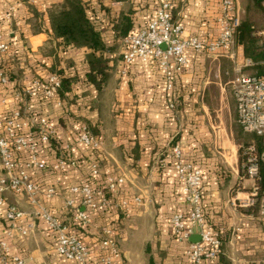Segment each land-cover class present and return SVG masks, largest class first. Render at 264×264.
<instances>
[{
    "label": "crops",
    "instance_id": "0c3cea01",
    "mask_svg": "<svg viewBox=\"0 0 264 264\" xmlns=\"http://www.w3.org/2000/svg\"><path fill=\"white\" fill-rule=\"evenodd\" d=\"M221 1L172 0L173 16L184 25V36H217L216 17L221 11ZM57 2L0 0V31L19 39L20 44L29 49L27 66L35 65V57L41 66L53 70L67 67L69 63L78 65L84 60L85 48L63 51L46 31L34 30L33 9L43 14L48 25V9ZM8 3L17 6L10 22L3 19ZM94 5L99 11V23L106 39L116 47V51L108 54L112 75L101 93L90 86L80 87L77 96L71 93L62 100V107L52 104L45 110L60 136L52 143L47 157L53 161L54 152L59 151L58 155L67 143H71L76 146V153L81 154L80 158H86L87 166L80 165L68 172L35 170L32 178L42 188L41 201L57 217L67 218L64 201L71 196L70 187L88 178L89 163L97 160L103 175L112 170L126 178L121 189L113 194L114 202L132 193L144 195L146 204L134 214L138 221L156 205L160 212L185 209L182 185L167 157L172 147L180 144L185 154L204 168V209L208 222L220 232L223 240L219 264H264V216L260 214L259 205L238 207L232 204L236 194L239 198H248L256 185L255 180L244 176L243 148L256 142L261 149V142L258 137L245 133L238 124L231 85L240 68L246 73L264 74V60L257 63L259 66H253V63L246 66L249 59L242 58V51L235 41L231 52L191 54L189 64L177 82L176 105L172 109L168 104L170 93L164 87L157 63L136 62L124 67L122 61L123 39L149 21L156 8L155 0H100V3L96 0ZM237 8L239 14L244 13L241 21L252 24L253 35L264 48L262 1L238 0ZM253 9L254 16L251 15ZM123 12L130 17L131 27L126 36L119 37L115 25ZM31 56L33 60H30ZM125 69L128 76H124ZM79 122L89 124L92 131L98 130L96 134L102 142L98 150L85 149L76 143ZM0 173H3L1 162ZM261 177L264 179V163ZM51 185L56 186L57 194L46 199L43 192ZM4 197L6 203L0 208V233L12 226L5 216L7 205H14L24 213L16 225L32 224L28 235L17 232L9 240L12 254L22 256L27 264H73L58 255L53 233L37 215V208L27 195L7 190ZM116 213L113 210V218L118 217ZM93 217L94 226L85 236L97 248L94 240L107 219L103 213ZM167 217L164 222L160 220L163 227L158 228L159 238H156L159 253L163 254L160 258L166 264H185V249L192 241L190 238L183 243L174 240ZM124 224V221L120 224L121 237L127 234ZM194 234H200L198 228ZM122 251L128 259L126 251Z\"/></svg>",
    "mask_w": 264,
    "mask_h": 264
},
{
    "label": "built area",
    "instance_id": "2783aa9c",
    "mask_svg": "<svg viewBox=\"0 0 264 264\" xmlns=\"http://www.w3.org/2000/svg\"><path fill=\"white\" fill-rule=\"evenodd\" d=\"M261 1L264 7V0ZM237 2L221 1V11L216 17L219 33L206 38L184 36V25L173 16L172 0H155L156 8L149 21L123 39L124 67L136 62L157 63L164 87L170 93L169 107L173 109L177 82L188 66L191 54L232 51L235 33L241 23ZM16 7L15 3L7 4L3 15L5 21L13 20ZM20 43L19 39L0 31V162L3 168L0 173V208L6 203L4 193L7 190L27 195L36 206L37 215L53 233L58 255L73 264H130L117 234L123 217L143 208L146 201L143 194L132 193L114 202L112 196L125 184V176L112 170L103 175L99 161H91L89 179L70 187L71 196L64 201L69 218L65 219L54 215L39 197L42 188L32 178L35 170L68 172L80 165L87 166V160L80 158L81 154L76 153V146L71 143H67L58 155L59 151H55L53 161L47 157L52 143L60 136L45 110L52 104L64 105L58 98L62 79L57 72H43L41 64L34 63L35 72L33 65H25L29 49ZM33 58L31 56L30 60ZM246 63V66L252 64L250 60ZM231 83L238 124L245 133L258 137L261 142V149L256 142L243 148L244 176L255 180L256 185L248 198L242 199L236 194L232 204L238 207L258 204L260 214L264 216V179L261 177L264 163V74L246 73L240 68ZM75 141L85 149L98 150L102 145L85 122L78 123ZM167 157L173 161L186 207L167 218L173 238L178 243L188 242L198 228L201 238L198 242L188 243L185 264H213L221 253L223 240L205 215L203 165L189 158L180 144L174 145ZM99 176L104 178L103 189L96 188L90 180ZM56 194L55 185L46 187L43 192L46 199ZM113 210L117 211V218H113ZM99 213H103L107 220L94 240L97 242V248H94L85 233L94 226V214ZM5 216L12 226L0 233V264H27L22 256L10 252L9 240L17 232L28 235L32 224L26 227L16 225L24 213L14 205H7Z\"/></svg>",
    "mask_w": 264,
    "mask_h": 264
},
{
    "label": "trees",
    "instance_id": "16d2710c",
    "mask_svg": "<svg viewBox=\"0 0 264 264\" xmlns=\"http://www.w3.org/2000/svg\"><path fill=\"white\" fill-rule=\"evenodd\" d=\"M97 2L100 3V0H97ZM33 11L35 31H46L51 40L61 46L63 51H67L68 48L86 49L84 60L80 65L69 63V66L61 67L58 70L42 66L43 72H57L61 76L62 82L58 91V98L64 100L71 93H75V96H77L76 92L81 89L80 87L90 86L101 93L107 86L113 71L108 54L116 51V47L106 39L104 30L99 23V11L94 2L90 0H60L48 9V25L45 24L41 12L35 9ZM130 27L131 19L126 12H123L115 25L118 36H126ZM253 31L250 22L241 21L234 39L242 51V58L244 60L249 59L253 66H259L257 63L264 60V48L258 45V38L253 35ZM87 126L92 131V127L89 124ZM92 133L99 138V135L96 134L98 133L97 129H94ZM134 154L137 159L138 153L135 152ZM170 162L173 168L172 159ZM90 175L91 171L87 179ZM90 180L96 188L103 189L104 178L99 176L90 178ZM158 209H160L159 205H156L155 210ZM166 212L168 214V211ZM170 213H173V211ZM163 216L167 217L165 211ZM147 251L150 252V246L147 247ZM222 254L223 246L221 253L213 264H219ZM150 264H155L153 256L150 258Z\"/></svg>",
    "mask_w": 264,
    "mask_h": 264
},
{
    "label": "rangeland",
    "instance_id": "374dc122",
    "mask_svg": "<svg viewBox=\"0 0 264 264\" xmlns=\"http://www.w3.org/2000/svg\"><path fill=\"white\" fill-rule=\"evenodd\" d=\"M253 11L254 9L252 10V13H251L252 16H254ZM243 14L244 13H240L241 18ZM13 62L15 63L16 61H13ZM33 62L39 64V61L37 60ZM80 64H81V61H79L78 65ZM124 76H128L127 70ZM163 212L164 211L160 213L159 210H155L152 208L148 212L144 213L139 221L136 218V216H134L135 213H132V215L129 217H126V216L123 217L124 218L123 221L125 223L123 227L124 228L126 227L127 234H126V237L125 236L121 237V233L120 231H118L117 237H118V240L120 241V245L122 244L121 246L122 249L126 251L128 255V260L130 264H150L151 256H153L155 260V264H166L164 263V260L163 259L161 260L160 258V256H163V254L159 253L160 250L157 244L158 239H156L160 232L158 228L163 227L161 223L164 222L166 219L165 216H163ZM170 214L171 213L169 211H168V214L165 211L166 216L169 217ZM160 220H162V222ZM130 224L134 225L135 227L133 226L131 227ZM123 238H126V239L123 240ZM148 246H150V252L147 251Z\"/></svg>",
    "mask_w": 264,
    "mask_h": 264
},
{
    "label": "water",
    "instance_id": "95a60500",
    "mask_svg": "<svg viewBox=\"0 0 264 264\" xmlns=\"http://www.w3.org/2000/svg\"><path fill=\"white\" fill-rule=\"evenodd\" d=\"M200 238H201L200 234H192V235L190 236V240H191L192 242H198V241L200 240Z\"/></svg>",
    "mask_w": 264,
    "mask_h": 264
}]
</instances>
